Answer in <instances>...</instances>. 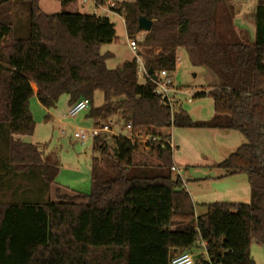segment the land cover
Listing matches in <instances>:
<instances>
[{
	"label": "trees",
	"instance_id": "16d2710c",
	"mask_svg": "<svg viewBox=\"0 0 264 264\" xmlns=\"http://www.w3.org/2000/svg\"><path fill=\"white\" fill-rule=\"evenodd\" d=\"M112 1L128 36L137 32L139 17L151 20L140 42L147 69L172 75L179 49L209 69L214 116L194 122L181 109L171 114L154 82L138 81L135 58L108 68L112 55L101 53L100 46L113 41L115 30L106 15L48 14L40 0H0V165L5 172L47 183L56 176L38 146L20 138L34 130L27 107L32 96L48 109L61 95L69 106L87 98L90 119L118 116L131 125L129 138L111 135V144L106 135L92 138L99 156L92 158L88 194H62L56 188V199L43 204L0 203V264H169L183 252L193 254L194 264H254L251 242L264 250V0L256 1L252 35L234 22L229 0ZM13 3L27 6L22 36L15 35L8 14ZM97 90L103 103L93 107ZM173 127L240 133L245 142L216 167L225 176H247L250 202L209 203L196 216L180 176L171 170Z\"/></svg>",
	"mask_w": 264,
	"mask_h": 264
},
{
	"label": "rangeland",
	"instance_id": "374dc122",
	"mask_svg": "<svg viewBox=\"0 0 264 264\" xmlns=\"http://www.w3.org/2000/svg\"><path fill=\"white\" fill-rule=\"evenodd\" d=\"M119 3L131 5L134 0H117ZM234 11V22L238 27V16L243 17L247 23L253 20L254 0H229ZM244 4L246 6L240 5ZM39 6L45 13L59 12L92 13L93 3L83 0H73L70 3H61L60 0H40ZM242 10L244 13H241ZM8 14L14 28L15 35L22 36L26 32L28 11L24 3H13L8 8ZM98 15H106L114 26L115 38L112 42L100 46L101 53H109L112 56L106 60L108 68L120 66L124 61L135 57L130 49L124 22L115 13H107L101 9ZM250 31V30H249ZM143 31H137L134 36L140 38ZM250 33V32H249ZM137 53L144 52L141 43H138ZM178 67L172 73L174 85L180 89L176 94L177 105L175 110H183L194 122H207L213 116V102L208 94L214 77L207 67L196 64L190 59L184 49L177 52ZM139 82L144 81V76L138 77ZM205 92V95L196 96ZM190 93L192 96H188ZM190 98L191 101H188ZM66 95H61L53 108H45L37 101L35 96L28 99L27 107L34 121V130L31 135L21 136L25 142L36 144L42 152L44 162L53 165L56 176L53 182L47 183L37 179H13L5 167L0 165V203H38L54 201L55 189L66 194H88L91 187L92 158L99 156L93 150L92 136L90 134L81 142L74 137L79 129H90L93 124L88 116L89 108L74 117H68ZM103 103V93L95 91L92 106L98 107ZM113 121L117 116H111ZM100 122H104L101 121ZM121 126L122 122H118ZM116 133L126 136L125 129H114ZM112 134L106 133V138ZM172 142L176 147L172 150V162L177 168L173 175H179L184 187L189 191L195 203L194 212L201 215L206 212L203 202H250V190L247 176L235 174L238 177L218 178L221 169L209 167L212 163H219L233 152L239 145L245 142L244 137L234 130L210 129L203 127H173ZM1 141V139H0ZM2 147V145H1ZM0 147V149H1ZM231 176V175H230ZM241 178L242 182H241ZM244 180V181H243ZM243 183V184H242ZM234 191H244V197L234 196ZM236 192V193H237ZM202 250V249H201ZM199 253V251H195ZM249 254L254 264H264L263 248L252 241L249 246Z\"/></svg>",
	"mask_w": 264,
	"mask_h": 264
},
{
	"label": "built area",
	"instance_id": "2783aa9c",
	"mask_svg": "<svg viewBox=\"0 0 264 264\" xmlns=\"http://www.w3.org/2000/svg\"><path fill=\"white\" fill-rule=\"evenodd\" d=\"M83 1H88V0H83ZM93 5V14H97V10L101 9L107 13H115L118 14L121 18L122 21L124 22V17L121 13H118L116 10L118 6L112 1V0H107L104 5L98 4L95 0H90ZM145 32L141 35L140 38H136V36H128L129 42L128 45L130 49L135 53V64H136V75L137 77L139 76H144L150 77L147 74V68L144 65L143 58L140 55V53H137L138 49V43H140L143 38H144ZM177 62H178V57H177ZM156 75V79L152 80L155 84V92L158 94L160 99L169 106V109L171 111V114L173 111H175L176 105H177V99H176V94L180 93V89L177 88L172 80V76L166 71V70H160ZM151 80V79H150ZM188 96H192L190 93H187ZM188 101H191L190 98H188ZM89 99L87 98H80L73 104H71L67 108V113L66 115L68 117H74L80 112L86 110L89 108ZM118 121L115 120L113 121L112 118L107 119L104 122H98L95 125L92 126L90 129H79L74 133V137L80 140L81 142L87 137L88 134L92 136V138L97 137V136H102L106 135V133H110L115 136H122L114 130L115 128L119 129H125L127 131V134L129 136H125L127 138L130 137L131 133V125L130 123H124L120 118L117 116ZM118 122H122V125L119 126ZM171 170L174 172L177 170V168L173 165L171 167ZM200 246L203 248L204 244L201 243ZM169 264H194L193 260V254L190 252H183L179 254L178 256L172 258L169 262Z\"/></svg>",
	"mask_w": 264,
	"mask_h": 264
},
{
	"label": "crops",
	"instance_id": "0c3cea01",
	"mask_svg": "<svg viewBox=\"0 0 264 264\" xmlns=\"http://www.w3.org/2000/svg\"><path fill=\"white\" fill-rule=\"evenodd\" d=\"M256 1L257 0H254V8H255V5H256ZM242 6H246V5H244L243 3L240 5V7H241V9H243V7ZM241 13H244V11L242 10V12ZM236 19H238V22H239V26H240V28H242V29H246L248 32H250L249 34L250 35H252V33H253V20H251L250 22H248L247 23V21L243 18V17H240V16H238V18H236ZM250 30V31H249ZM178 67V62H177V64H176V68ZM176 68H175V70H176ZM172 76V75H171ZM172 80H173V77H172ZM31 86H32V89H33V91H36V86H35V84L34 83H31ZM68 103H67V108H68ZM98 122H100L99 120H92L91 119V123L93 124V125H95L96 123H98ZM127 136H129L128 134H127ZM168 144H169V146L171 147V150H173L175 147H176V145L172 142V138L170 137V139L168 140ZM219 162H221V161H219ZM216 164H218V163H212L211 164V166H209V167H211V168H213V167H216ZM222 172H220V174H218V178H224V177H238V176H236V175H231V176H225L224 175V172H223V170H221ZM237 175H239V174H237ZM242 179L243 178H241V182H242ZM244 181V180H243ZM243 184V183H242ZM183 186H184V184H183ZM185 188V187H184ZM186 189V188H185ZM187 191V190H186ZM188 193H189V191H187ZM237 191H234V196H237V197H244V191H242L241 192V194L242 195H239V192H237ZM189 195H190V193H189ZM190 197H191V199H192V201H193V203H194V205H196V204H198V203H195V201H194V199H193V197L190 195ZM216 202H220V201H216ZM235 202V201H234ZM209 203H213V202H208V203H205V202H203V203H201V204H203V205H206V204H209ZM194 209H195V207H194ZM196 215V214H195ZM197 216V215H196Z\"/></svg>",
	"mask_w": 264,
	"mask_h": 264
},
{
	"label": "water",
	"instance_id": "95a60500",
	"mask_svg": "<svg viewBox=\"0 0 264 264\" xmlns=\"http://www.w3.org/2000/svg\"><path fill=\"white\" fill-rule=\"evenodd\" d=\"M151 25V20H148L145 17H139L137 22V31L149 32L151 29ZM147 74L151 80L156 79V75L151 67L147 69Z\"/></svg>",
	"mask_w": 264,
	"mask_h": 264
}]
</instances>
